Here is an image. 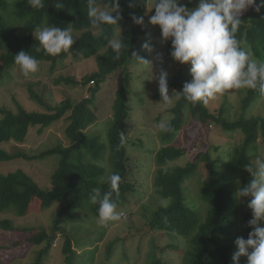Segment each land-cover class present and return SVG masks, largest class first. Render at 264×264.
<instances>
[{"label": "trees", "instance_id": "trees-1", "mask_svg": "<svg viewBox=\"0 0 264 264\" xmlns=\"http://www.w3.org/2000/svg\"><path fill=\"white\" fill-rule=\"evenodd\" d=\"M8 1L0 0V8L7 11L6 4L11 5L10 14L19 24L16 27L9 25L0 14V79L6 77L16 66L14 56L21 50L29 52L40 64L48 62L51 72L69 55L74 59L85 60L95 57L96 71L85 75L79 82L73 77L56 81V84L64 83L73 87L89 86V96L79 102L66 97L57 105L50 106L42 97L30 91V98L44 108V111L29 112L17 103L16 112L0 107V166L14 158L31 161L57 157V166L51 175L49 189L41 188L21 170L0 175V215L12 213L23 218L33 209L41 213L53 204L62 206L56 212L49 232L41 227L19 229L11 220L0 218V231L10 234L19 232L23 235L0 248L9 250L25 245L26 249H29L46 244L32 263L41 264L43 260L46 261L56 236L60 234L63 237L60 255L64 264H77L74 261L71 237L62 226V220H73L77 211L85 210L99 221L97 211L99 205L93 204L90 199L94 188L99 187L102 192L109 191L108 177L116 173L121 177L119 195L113 194V200L117 205H121L127 199L139 202L147 195L141 177L142 165L137 168L132 166L137 158L131 153L139 143L136 138L131 139L128 136L131 113L129 97L132 93L129 66L135 60L132 53L137 51L138 37L145 34L147 0H119L122 19L118 27H127L122 38L128 44V50H125L119 59H114L111 49L105 48L103 52L97 54L106 47L107 39L99 36L91 28L87 0H45L42 9L31 8L28 0H11L10 3ZM130 3L134 6L130 7ZM198 3L199 0H191L186 2L185 6L190 9ZM58 4L60 5L57 6ZM132 15H143V25H135ZM240 19L237 39L250 47L255 59L264 61V9L262 8L259 13L249 9L240 15ZM46 25L72 27L73 32L79 34L69 52L55 57L45 53L32 34L36 27ZM106 28V36L108 38L114 36L116 26ZM37 47L41 48L39 52L36 51ZM170 51L169 40L166 55L170 56ZM118 68H123L122 84L116 91L112 119L106 122L103 139L100 133L92 131L90 127L99 120L96 116L99 85ZM190 80L180 71L168 79V89L180 93L184 83ZM263 97L264 94L259 89H247L241 100V109L245 111L253 102ZM156 100H161L160 94L156 96ZM168 112L173 131L168 134L167 143L165 142L166 144L154 154L157 169L152 186L160 204L155 205L146 217L149 226L147 234L152 232L157 234L151 236L150 248L142 264H168L163 256L172 248L179 249L178 239L183 240L186 245L182 252L181 264H232V255L237 250L234 242L240 237L239 228L242 227L245 231V239L249 232L253 231V227L248 225V221L252 219V211L248 207L250 198H239L237 192L251 179L245 170L246 166L252 164L258 156L264 158L260 151L263 147L262 153L264 152V116L253 115L247 118L242 116L235 121H229L220 114L216 116L209 112L202 103L192 104L179 95ZM185 113L189 115L193 126L191 129L194 131L192 134L195 136L186 145L176 147L172 142L181 127ZM61 119L67 123L64 129L67 140L65 147L58 145L30 157L21 153L10 155L1 149L10 142L23 143L30 129L40 127L39 131H42ZM212 123L219 125L223 131H237L243 136V144L231 162L233 175L229 177L219 172L217 162L211 157L209 149L195 153L185 166L167 167L170 162L179 159L191 148L194 150V143L202 127L208 128ZM121 132L125 134L123 144L120 141ZM259 137L262 144L257 145L256 140ZM130 144L133 148H127ZM105 163L107 167L104 166ZM200 164L205 167L206 174L205 181L200 182L202 197H195L198 202L190 199L187 201L184 184L195 175ZM256 226L261 227V222L258 221ZM166 235L169 237L168 244L159 249L157 243L165 242ZM171 235L177 236V239L174 237L172 239ZM118 241L116 239L107 245V261L111 259ZM82 246L78 239L77 247ZM238 264L244 263L239 259Z\"/></svg>", "mask_w": 264, "mask_h": 264}, {"label": "rangeland", "instance_id": "rangeland-1", "mask_svg": "<svg viewBox=\"0 0 264 264\" xmlns=\"http://www.w3.org/2000/svg\"><path fill=\"white\" fill-rule=\"evenodd\" d=\"M8 2L10 3L11 0ZM186 2H189V0H182V3L185 4ZM198 4L190 9L196 8ZM6 5L7 11H2L0 8V14L3 15L9 25L16 27L19 23L15 22L10 14L12 10L11 5ZM151 7L152 1L147 0L146 22L144 25L145 34L138 37L136 53L149 60H153L156 53H160L162 54V60L154 61L153 79L151 72L137 65L135 60L129 66L132 77L130 83L132 93L129 97L131 113L128 136L131 139L136 138L139 144L135 148L131 144L127 147L135 149L131 155L135 156L137 161L132 166L137 168L142 165L143 171L141 172V177L147 195L143 196L139 202L127 199L121 205H117V210L123 213L122 219L119 222H110L104 226L101 224V226L99 224L100 220L97 221L85 210H82L84 213L77 211L74 214L73 220H62V226L71 237L74 261L77 264H142L146 260V253H148L150 248L149 240L151 236L157 234L153 232L147 234L149 226L147 225L146 217L154 209L155 205L160 204L152 186L153 176L157 169L154 154L167 143L166 140L169 133H161L156 125L162 120L171 121L168 110L171 109L178 99V95L175 94L176 91L172 89L168 91V95L169 98H174L166 107L161 100H156V96L159 94L157 80L161 69L168 72V79L180 71L184 75H187L189 79H191V75L189 72L190 65L179 66L171 56L166 55L168 41L162 42L159 27L149 23L151 15L154 14V9H151ZM126 30L127 27L120 28L121 36H123ZM78 35L73 32L74 38ZM118 35L119 30L116 28L113 37ZM32 37L35 38L34 34H32ZM145 42H148L153 47V52L149 53L147 50L141 48ZM103 50H105V47L99 50L97 54H100ZM49 66L48 62L39 63V70L28 77H25L21 73L18 65L14 66L6 77L0 79V107H5L16 112L17 103L29 112L44 111V108L42 109L39 104L30 98V91L42 97L50 106L57 105L66 97H70L74 102H79L89 96V86L86 88L73 87L64 83L56 84V81L67 77H73L77 82L81 81L85 75L96 71L95 57L85 60L83 58L74 59L69 55L61 60L52 72L49 70ZM122 76L123 68H118L99 85V92L97 94L98 110L96 112L99 120L90 129L100 133L103 139L105 126H107L106 122L112 119V105L116 97V91L122 84ZM246 91L247 89L228 90L223 95H217L215 99L210 100L207 104H202L206 106L209 112L216 116L220 114L221 117L229 121H235L242 116L246 118L253 115L264 116V97L253 102L245 111L241 109V100ZM184 116L181 127L172 142L176 147L186 145L195 136L192 134L194 131L191 129L193 126L189 120L188 113H185ZM66 126L65 120L61 119L42 131H39L40 127L32 128L29 130L27 138L23 143L10 142L3 145L1 149H4L10 155L21 153L30 157L58 145L65 147L67 145L64 134ZM200 134L194 143V150L191 148L182 157L170 162L167 167L185 166L195 153L209 149L211 157L217 162L216 165L219 172L229 177L233 175L231 162L235 159L237 151L243 144L241 133L237 131H223L219 125L212 123L208 128L203 126ZM256 141L257 145L262 144L260 137ZM262 149L263 147L260 148V151L264 156ZM56 166L57 157L31 161L23 158H14L9 162L1 164L0 175L21 170L31 177L41 188L49 189L51 188V175ZM104 166L107 167V164L105 163ZM204 168L200 164L195 175L185 182L184 187L186 189L185 196L187 201L188 199L195 201V197L197 196L202 197L200 182L206 179ZM196 202L198 201L196 200ZM193 203L196 204L195 202ZM240 203L241 200H239V206ZM61 207L60 204L56 203L41 213L33 209L23 218L16 217L12 213L0 215V218L11 220L13 225L19 229L41 227L49 232L52 220ZM260 222L261 227H264V220ZM98 230L100 231L98 232ZM100 232L101 235H99ZM239 232L240 237L245 238V231L242 227L239 228ZM21 236L23 237L19 232L10 234L1 230L0 246L7 245L13 239L15 240ZM127 237L128 239H125ZM173 237L177 239V236ZM78 239L83 244L80 248L77 247ZM116 239L119 241L114 246L111 259L107 261V245ZM167 240H169V237L166 235L164 238L165 242L161 241L157 243L159 249L164 248L168 244ZM177 241L179 249L174 250L172 248V250L163 256L168 264H181L182 252L186 245L181 239ZM62 242L63 237L58 234L49 250V254L46 256V261L44 262L43 260L41 264H64L62 255H60ZM44 246L46 244L30 247L29 249H26L25 245L9 250L0 248V259L2 264H32ZM240 259L244 264H247L246 257H241Z\"/></svg>", "mask_w": 264, "mask_h": 264}, {"label": "clouds", "instance_id": "clouds-1", "mask_svg": "<svg viewBox=\"0 0 264 264\" xmlns=\"http://www.w3.org/2000/svg\"><path fill=\"white\" fill-rule=\"evenodd\" d=\"M28 4L33 9H42L45 0H28ZM87 7L91 28L107 39L105 48L111 49L114 59H119L128 50L118 27L122 19L119 0H87ZM262 8L264 0H199L194 9H188L182 0H152L154 14L149 23L159 27L162 42L171 41V58L180 65H190L191 80L175 94L192 104H207L228 90L259 89L264 94V61L255 59L250 47L236 35L241 25L240 15L249 9L259 13ZM131 18L135 25L144 23L143 15H132ZM106 26H116L119 35L108 38ZM73 31L72 27L46 25L36 27L33 34L45 53L55 57L69 52L75 43ZM141 48L149 53L154 51L148 42ZM40 50V47L36 48L37 52ZM132 56L137 65L151 72L153 79L154 61H161L162 54L156 53L153 60L136 52ZM14 58L25 77L39 70V61L29 52L21 50ZM157 82L161 101L166 107L174 98L168 95V72L161 69ZM156 127L165 134L173 131L170 121L162 120ZM120 141L121 144L125 141L123 132ZM245 170L251 179L238 189L237 196L250 198L248 207L252 219L248 225L253 231L246 239L242 236L236 238L237 250L232 255V264H238L241 257L247 258V264H264V227L256 226L258 221L264 220V158L256 157ZM120 182V175L113 173L108 177L109 191L102 192L99 187L92 190L90 199L99 205L98 217L103 225L122 219L123 213L117 210V203L113 200L114 193L119 195Z\"/></svg>", "mask_w": 264, "mask_h": 264}]
</instances>
